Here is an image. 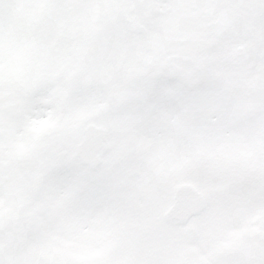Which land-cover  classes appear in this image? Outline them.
<instances>
[{
	"label": "snow or ice",
	"instance_id": "obj_1",
	"mask_svg": "<svg viewBox=\"0 0 264 264\" xmlns=\"http://www.w3.org/2000/svg\"><path fill=\"white\" fill-rule=\"evenodd\" d=\"M0 264H264V0H0Z\"/></svg>",
	"mask_w": 264,
	"mask_h": 264
}]
</instances>
